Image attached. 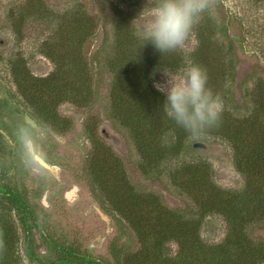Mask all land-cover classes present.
I'll use <instances>...</instances> for the list:
<instances>
[{
    "label": "rangeland",
    "instance_id": "1",
    "mask_svg": "<svg viewBox=\"0 0 264 264\" xmlns=\"http://www.w3.org/2000/svg\"><path fill=\"white\" fill-rule=\"evenodd\" d=\"M157 2L0 0V187L5 184L22 194L31 211L11 214L17 227V264H181L174 240L146 251L136 230L110 205L106 192H114L131 206L134 201L130 203V193L123 188L130 187L132 194L140 197L155 194L166 208L190 219L201 215L194 197L172 180L170 171L175 166L204 160L220 187L238 190L245 186V177L235 167L231 144L207 134L191 138V142H204L207 148L191 152V142L187 143L176 158L170 155L159 167V175L143 174L129 130L114 119L111 94L115 77L110 61L118 56L115 33L122 27L134 41L131 52L142 59L160 61L152 65L146 82L158 91L155 84L166 83L165 70L183 78L194 64L202 31L208 39L199 54L209 87H215L224 99L223 109L235 118L249 119L253 89L264 84V0H212L214 13L203 14L183 45L167 53L152 49L151 44L143 46L133 35L140 14L148 15ZM36 11L43 14H32ZM68 13H74L76 19L69 24L55 22L53 15L63 18ZM47 50L63 64L57 68ZM230 58L234 62L231 79L220 81L222 65ZM36 78H49L46 89ZM71 90L79 93L84 104L68 99ZM121 107L126 114L128 105ZM29 116L49 133L43 145L49 161L44 177L25 169L14 136L19 123L31 122ZM93 139L100 152L94 150ZM174 140L173 132H168L165 142L172 144ZM112 154L125 165V178L108 169L115 162ZM91 163L101 175L104 193L91 175ZM2 206L0 200V218ZM202 220L199 233L204 243H221L228 233L225 217L214 212ZM250 232L256 239L264 238L260 224L250 226ZM29 233H33V241H28ZM154 233L150 232L151 241ZM190 262L196 263L192 258Z\"/></svg>",
    "mask_w": 264,
    "mask_h": 264
},
{
    "label": "trees",
    "instance_id": "2",
    "mask_svg": "<svg viewBox=\"0 0 264 264\" xmlns=\"http://www.w3.org/2000/svg\"><path fill=\"white\" fill-rule=\"evenodd\" d=\"M25 11L26 14L31 13V10ZM32 14L43 13L36 11ZM53 18L60 25L69 24L71 19H76V15L68 13L63 18L55 15ZM115 36L118 56L111 58L110 61L115 77L111 94L115 106L114 119L129 130L132 142L140 155L139 168L143 174L157 176L159 167L165 165L169 156L176 158L192 140L183 128L164 115L162 107L165 101L164 94L151 90L146 83L152 65L160 64V61L157 58L142 59L137 57L135 52H131L134 41H131L130 34L122 27L117 28ZM199 39V46L202 49L208 38L204 37L201 31ZM199 51L195 52L193 62L204 69V60L200 57ZM47 53L57 68L63 64L55 56L51 57L49 50ZM221 69L222 78L219 80L223 81V77L225 80L231 79L233 60L228 59ZM135 75L138 76L137 81L134 79ZM36 79L43 85V89H46L49 78ZM52 88L57 91L60 89L57 86ZM214 88L211 89L217 94ZM31 95L32 90L27 95L29 100ZM67 97L74 103L84 104L76 90L68 91ZM253 97L254 103L249 119L235 118L232 113L223 109L219 125L205 133L220 136L231 144L235 167L246 180L243 188L232 190L217 185L212 179V167L204 160L185 162L170 171L175 184L194 197L201 218L188 219L184 213L166 208L155 194L140 197L138 194H132L130 187L123 188V191L130 193V203L134 201L132 206L122 202L114 192H106L109 193L106 197L110 205L136 230L146 251L150 248H161L166 241L174 240L179 245L177 256L181 258V264H191L190 258L195 259V264H264V238L256 239L250 232V226L255 224L264 226V84L254 87ZM122 104L128 105L126 114L122 111ZM170 131L173 132L175 140L172 144H167L165 136ZM92 142L94 150L100 152L98 142L96 143L94 139ZM207 147V144L201 141L191 142L189 146L191 152ZM104 151H107L105 147ZM107 152L113 153L111 150ZM112 155L115 156V162L108 166V169L122 174L125 178V165L119 156ZM96 168L91 163V175L104 193L101 175L99 176ZM0 200L3 203L0 218V264H17L14 257L17 227L11 214L13 211L31 214V211L22 194L8 185H1ZM214 212L225 217L228 233L221 243L206 244L199 231L202 219ZM150 232H155L152 241ZM28 241H33V233H29ZM137 262L125 264H140Z\"/></svg>",
    "mask_w": 264,
    "mask_h": 264
},
{
    "label": "clouds",
    "instance_id": "3",
    "mask_svg": "<svg viewBox=\"0 0 264 264\" xmlns=\"http://www.w3.org/2000/svg\"><path fill=\"white\" fill-rule=\"evenodd\" d=\"M205 13H214L212 0H158L148 15L140 14L133 35L143 46L151 44L161 53L175 51ZM164 75L166 83H156L155 87L165 96L163 111L176 125L194 139L219 125L223 101L209 87L207 72L201 66L193 64L183 78L167 70ZM48 134L46 126L29 121H22L14 130L22 164L41 177L48 172L49 161L43 147Z\"/></svg>",
    "mask_w": 264,
    "mask_h": 264
},
{
    "label": "water",
    "instance_id": "4",
    "mask_svg": "<svg viewBox=\"0 0 264 264\" xmlns=\"http://www.w3.org/2000/svg\"><path fill=\"white\" fill-rule=\"evenodd\" d=\"M28 118H29V120H31V122H34V120H33L30 116H29ZM34 123H35V122H34Z\"/></svg>",
    "mask_w": 264,
    "mask_h": 264
}]
</instances>
